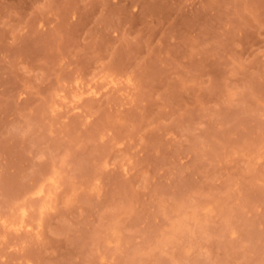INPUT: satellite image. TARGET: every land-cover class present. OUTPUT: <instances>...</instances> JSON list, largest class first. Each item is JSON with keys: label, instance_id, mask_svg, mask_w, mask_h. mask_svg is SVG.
Returning <instances> with one entry per match:
<instances>
[{"label": "rangeland", "instance_id": "rangeland-1", "mask_svg": "<svg viewBox=\"0 0 264 264\" xmlns=\"http://www.w3.org/2000/svg\"><path fill=\"white\" fill-rule=\"evenodd\" d=\"M0 264H264V0H0Z\"/></svg>", "mask_w": 264, "mask_h": 264}]
</instances>
